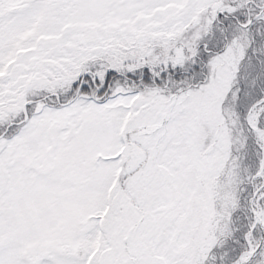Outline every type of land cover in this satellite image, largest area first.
Returning <instances> with one entry per match:
<instances>
[{
  "label": "snow or ice",
  "instance_id": "1",
  "mask_svg": "<svg viewBox=\"0 0 264 264\" xmlns=\"http://www.w3.org/2000/svg\"><path fill=\"white\" fill-rule=\"evenodd\" d=\"M0 264H264V0H0Z\"/></svg>",
  "mask_w": 264,
  "mask_h": 264
}]
</instances>
